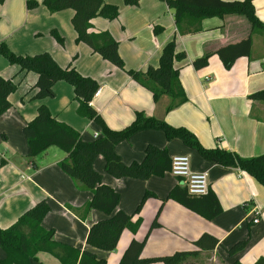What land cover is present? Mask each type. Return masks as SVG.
Listing matches in <instances>:
<instances>
[{"label":"crops","instance_id":"obj_1","mask_svg":"<svg viewBox=\"0 0 264 264\" xmlns=\"http://www.w3.org/2000/svg\"><path fill=\"white\" fill-rule=\"evenodd\" d=\"M27 1L5 0L0 10L1 41L16 55L48 52L61 67L72 64L81 75L94 79L100 89L91 106L110 129L121 130L132 123L136 112H144L173 127L188 129L207 149L220 148L243 158L264 154V102L249 99L250 95L264 90V35L252 32L245 17L205 19L195 25L200 29L198 32L182 35L175 26L173 11L163 2L144 0L142 6L130 7L124 6L123 0H103L118 5L120 15L113 21L103 17L93 19L92 31H107L112 35L127 70L157 67L163 48L173 39L177 50L186 53V59L175 67L180 69L187 102L166 112L171 103L169 98L163 97L155 103L152 94L124 71L94 54L88 46L76 43L72 10L52 14L40 5L30 11ZM253 3L264 23V0ZM156 27L161 31L159 34H155ZM52 31L64 39L63 46L51 37ZM249 37L250 57L240 58L230 69H225L215 52ZM208 53H213L208 66L196 70L193 62ZM0 76L19 83L17 91L9 97L11 108L0 117V228H9L38 202L47 200L50 212L42 223L44 229L54 230L57 242L81 253L92 252L107 264H118L133 239H146L142 257L148 259L197 251L194 243L204 234L212 235L219 244L213 251H201L192 258L194 264H257L264 259V187L245 172L214 165L181 140L168 141L162 131L155 130L139 132L119 143L116 152L123 162L127 165L142 162L148 145L167 149L171 159L188 157L193 172L206 174L209 189L218 198L222 213L207 221L174 201L163 202L175 186L181 185L180 179L171 173L146 181L115 179L106 173L105 159L99 157L94 169L102 175L104 184L119 193L120 211L134 215L145 193L150 192L155 198L148 199L134 217V221L142 219L139 230L136 233L125 230L115 251L104 252L88 246L89 229L107 216L92 210L81 219L79 209L91 200L92 194L80 191L60 170L59 162L65 158L62 151L51 148L34 161L29 160L23 129L41 105L78 131L86 142L101 137L100 128L77 115L74 90L66 82L54 86L55 98L35 100L31 97L35 93L32 88L37 82L36 74H20L17 66L0 56ZM254 207L261 211V222L256 225L251 222ZM157 215L159 227L151 229ZM245 240L248 245L244 251L228 255L232 246ZM4 257L0 247V264ZM30 264L61 263L50 254L39 253Z\"/></svg>","mask_w":264,"mask_h":264},{"label":"trees","instance_id":"obj_2","mask_svg":"<svg viewBox=\"0 0 264 264\" xmlns=\"http://www.w3.org/2000/svg\"><path fill=\"white\" fill-rule=\"evenodd\" d=\"M5 0H0L3 3ZM173 11L175 26L179 34L198 32L195 27L205 19L238 15L245 17L251 25L252 32L264 35V23L258 18L253 0L240 2H224L222 0H162ZM125 6L137 7L140 0H123ZM43 6L54 14L65 10L74 12L71 20L76 33V43L88 46L94 54L116 68L124 71L132 80L148 90L155 103L163 97L171 103L166 109L170 112L187 102L186 93L180 81V69L176 63L186 59L184 51L177 50L176 39L171 40L162 51L157 67L150 66L146 71L127 70L119 55V44L107 32L92 31V20L103 17L116 20L119 7L106 4L103 0H42ZM39 6L36 1L28 0L27 9L34 10ZM161 31L155 28V34ZM51 35L61 44L64 39L56 31ZM252 39L249 37L235 45L219 49L215 54L219 57L225 69H230L240 58L250 57ZM213 53H208L193 62L196 70L208 66ZM0 56L10 65L17 66L20 74L34 73L37 82L32 88L35 93L31 99L44 100L55 98L54 86L58 82H66L74 90L75 101L78 104L77 115L95 123L101 131V137L86 142L81 134L64 122L55 118L48 107L41 105L36 116L23 129L27 141V158L34 161L51 148H56L65 154L59 162L60 170L70 177L79 190H86L92 194L90 202L84 207L82 219L92 210L104 213L107 218L98 221L89 229L86 244L104 252L116 250L122 233L129 230L136 233L142 219L134 221L139 215L145 202L155 195L147 192L134 215H128L118 209L120 195L111 187L103 183L102 175L94 169V163L99 157L105 159V171L115 179H135L146 181L152 177L163 178L171 173L172 159L167 149L148 145L142 162L125 164L116 152V146L129 140L135 134L155 130L162 131L167 140H181L186 146L196 150L200 156L218 166L239 169L254 178L264 187V154L243 158L238 154L220 148L207 149L201 145L198 138L188 129L173 127L165 120L149 117L144 112H136L132 123L121 129H110L102 117L91 106V102L98 93L99 84L90 77L81 75L70 64L61 67L48 52L33 56L16 55L0 39ZM19 83L14 79L0 76V117L10 108V95L18 89ZM250 100L264 102V90L249 96ZM181 183V181H180ZM174 201L192 213L212 221L222 213V207L214 192L210 190L206 196H191L182 185L175 186L163 201ZM70 211L72 209L68 207ZM50 212L47 200L38 202L33 208L21 215L9 228H0V247L5 257L1 264H30L39 253H47L57 258L61 264H107L99 260L92 252L73 249L56 241L54 230H46L42 223ZM158 215L151 229L159 227ZM146 239H133L124 252L118 264H194L190 260L197 257L201 251H213L219 244L218 239L210 234H204L195 243L197 251L177 252L170 256L145 259L142 252ZM248 240L232 246L227 252L229 256L244 251ZM234 264H240L238 262ZM257 264H264L260 259Z\"/></svg>","mask_w":264,"mask_h":264},{"label":"built area","instance_id":"obj_3","mask_svg":"<svg viewBox=\"0 0 264 264\" xmlns=\"http://www.w3.org/2000/svg\"><path fill=\"white\" fill-rule=\"evenodd\" d=\"M171 175L180 179L181 185L187 189L191 196H206L210 191L206 174L193 172L190 159L186 156L174 157L172 159ZM251 214V222L254 225L259 224L261 222V211L257 207H254Z\"/></svg>","mask_w":264,"mask_h":264},{"label":"rangeland","instance_id":"obj_4","mask_svg":"<svg viewBox=\"0 0 264 264\" xmlns=\"http://www.w3.org/2000/svg\"><path fill=\"white\" fill-rule=\"evenodd\" d=\"M32 1H36L38 4H39V6L40 5H43L42 4V2H40L39 0H32ZM158 1H160V2H163V3H165L164 1H162V0H158ZM144 2V0H140V3H139V5H138V7H140V6H142V3ZM5 3V1L3 2V3H0V10H1V8H2V5ZM123 3V2H122ZM112 5V4H111ZM123 5H124V3H123ZM26 6H27V3H26ZM38 6V7H39ZM116 6H118V5H116ZM125 6V5H124ZM37 7V8H38ZM45 7V6H44ZM119 7V6H118ZM30 11H32V10H30ZM120 12H121V8L119 7V15H120ZM119 17V16H118ZM162 31H163V28H162ZM51 37L59 44V45H61L52 35H51ZM76 40V39H75ZM64 45V44H63ZM63 45H61V46H63ZM126 67V66H125ZM55 151H58V152H60L59 150H57V149H55ZM80 191H86V190H80ZM90 202V200L84 205V207L88 204ZM70 207V206H69ZM84 207L83 208H81V209H79L80 211V213H81V215H82V217H83V215H84ZM71 208V207H70ZM91 212V211H90ZM89 212V213H90ZM88 213V214H89ZM88 214L85 216V218L88 216ZM82 219V218H81ZM84 220V219H83Z\"/></svg>","mask_w":264,"mask_h":264}]
</instances>
